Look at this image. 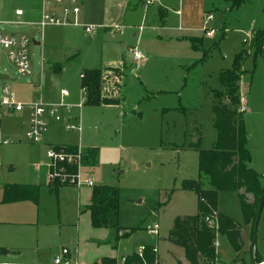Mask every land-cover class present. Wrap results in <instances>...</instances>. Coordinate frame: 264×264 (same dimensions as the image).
<instances>
[{
  "label": "rangeland",
  "instance_id": "1",
  "mask_svg": "<svg viewBox=\"0 0 264 264\" xmlns=\"http://www.w3.org/2000/svg\"><path fill=\"white\" fill-rule=\"evenodd\" d=\"M138 3L146 18L135 21L142 28L137 36H132L137 32L132 26L124 28L121 37L103 35L102 24H94L99 28L93 34L77 26L69 28L74 32L68 35L69 45L67 36L60 34L66 27L50 25L44 29L42 44L35 47L32 40L41 41L35 27H19L16 33L30 38L31 73L27 76L18 73L0 48V71L9 76L0 80V101L3 87L8 86L21 103H81L80 132L49 120L37 142L25 137L28 119L19 116L23 111L10 114L0 107V136L8 140L0 143V264H53L62 248L67 249L71 264L99 263L102 258L123 264V257L144 245L156 246L162 263L176 264L183 249L166 237L176 217L194 215L199 206L197 194L183 189L182 182L199 178L198 151L216 144L212 104L221 89L219 74L232 67L241 51L240 94L245 99L242 115L248 166L264 176V60L253 45L254 33L264 28V0H244L234 8L224 0H180L173 6L178 15L171 7L164 11L157 1ZM11 4L12 9L17 6ZM204 29H212L213 35L205 36ZM192 38L201 39L197 49L192 47ZM130 47L141 51V60L131 59ZM51 53L53 58H49ZM106 60L121 63L119 76L108 72L104 83L119 102L83 104L80 73L102 68ZM55 63L61 65L60 71L55 70ZM111 79L119 87L112 88ZM73 111L79 112L77 108ZM60 146L77 148L74 152ZM82 147L97 149V163L91 167L80 163L79 186L71 183L68 171H61L54 177L64 184L52 189L47 153L62 149L67 158H73ZM87 177L94 184L118 190L121 234L116 242L109 229L90 226L84 201L91 190L84 183ZM7 184L35 185L37 200L5 201L3 186ZM246 197L253 201L251 194ZM217 208L234 219L243 239L250 242L251 225L243 222L236 192H220ZM154 224L157 234L148 232ZM216 239L215 264H264L254 260L264 258V200L254 246L237 255L225 236ZM4 249L9 252L2 254Z\"/></svg>",
  "mask_w": 264,
  "mask_h": 264
},
{
  "label": "trees",
  "instance_id": "2",
  "mask_svg": "<svg viewBox=\"0 0 264 264\" xmlns=\"http://www.w3.org/2000/svg\"><path fill=\"white\" fill-rule=\"evenodd\" d=\"M229 8L240 6L244 0H224ZM264 28L253 35L255 51L264 54L262 44ZM200 38H192L194 49L198 48ZM244 51L235 55L232 67L219 74L221 89L216 91L217 98L212 104L214 125L217 131L216 144L207 150L198 151L197 180H184L182 188L194 191L199 199L198 211L194 215L176 217L166 239L181 247L188 264H215L216 252L214 241L218 235L225 236L234 252L239 255L243 242L240 236L241 227L234 219L218 211L217 199L220 192H236L243 213L244 224H250L253 232L257 205L264 192V176L257 174L248 166L249 151L246 148L247 134L242 112L239 110V80L242 73ZM121 67L109 65L102 68L86 69L81 73L80 89L83 94V104L110 105L117 104L119 97L111 95L105 89L107 73L119 76ZM112 88L118 86L116 80L111 79ZM68 151H76V146H60ZM55 147V149L60 148ZM97 149L83 148L80 163L91 167L97 163ZM66 172L75 171L76 163L60 162ZM64 184L59 180H50L49 186L54 189ZM4 200L36 201L38 188L31 184H7L3 186ZM246 194L253 196V201L247 200ZM119 195L115 187L94 184L90 190V201L85 205L89 214L90 225L93 228H106L111 231L116 242L120 236L118 226ZM213 219L217 228L210 227L205 219ZM253 246V242H251ZM256 262L262 258H254ZM96 264H116L114 258H102ZM123 264H159L154 247L144 245L142 255L136 252L123 257ZM236 264V263H231Z\"/></svg>",
  "mask_w": 264,
  "mask_h": 264
},
{
  "label": "built area",
  "instance_id": "3",
  "mask_svg": "<svg viewBox=\"0 0 264 264\" xmlns=\"http://www.w3.org/2000/svg\"><path fill=\"white\" fill-rule=\"evenodd\" d=\"M150 0H147L149 2ZM42 3V12L40 15V19L34 24L38 26L40 29H44L50 25H73L79 26L86 33H93L97 28V25L94 24H80L78 21V15L80 12L79 0H41ZM21 13L20 10L15 11L16 15ZM210 18V15L208 16ZM206 36H211L213 34V30L206 31ZM30 43V38L27 35H8L4 34L0 31V48L4 49L7 53L8 59L16 66L19 74L23 76H27L31 73L30 71V62L28 59V45ZM130 52V57L133 61H139L142 59V53L136 47L128 48ZM0 107H4L10 112H20L23 109L28 110V121L27 128L25 131V137L28 141L37 142L41 140L42 135L46 131V127L48 122L46 120V116H51L54 120L60 121L64 120V116L70 117L72 115V111L77 108V123H72L70 121H66L65 128L68 130H77L81 131V103L77 105H70L64 102L58 103H42V102H30V103H21L17 102L8 86L3 87V96L0 101ZM239 110L241 112L245 111V99L240 94L239 96ZM64 113V115H63ZM8 142L7 139H3L0 136V143ZM79 148V147H78ZM80 155L81 151L78 150L75 153L73 158H67L63 153L62 149L59 151L53 150L47 153V156L51 159L48 171V178L50 180H55L56 175L62 172H66L65 168L59 166L60 162L68 160V162L76 163L77 173L76 171L70 173L68 175L71 179V183L74 185L82 184L79 181L80 177ZM64 175L66 176L67 174ZM69 173V172H68ZM55 176V177H54ZM68 177V178H69ZM69 181V182H70ZM84 183L91 187L94 185V181L92 177H87ZM205 221L210 227L214 229L217 228V224L213 219L206 218ZM157 225L154 224L152 227L148 228V232L151 234H157ZM219 242L217 239L214 241V247H218ZM144 250V246H140L137 254L139 256L142 255ZM68 253L67 249H61V254L66 255ZM54 264H71L69 260L63 259L60 256H57L53 260ZM76 264V263H74Z\"/></svg>",
  "mask_w": 264,
  "mask_h": 264
},
{
  "label": "crops",
  "instance_id": "4",
  "mask_svg": "<svg viewBox=\"0 0 264 264\" xmlns=\"http://www.w3.org/2000/svg\"><path fill=\"white\" fill-rule=\"evenodd\" d=\"M155 1H157V3H158L157 6H160L162 9H164V11L168 7H171L173 14H177V15L179 14V10H174L173 6L175 4L178 5L180 0H150L149 2H147V0H146V3L148 5V4H151L152 2H155ZM11 3H14L17 6H15V8L12 9ZM79 6H80V12L78 15L79 23L80 24H86V23H88V24H102L103 29H104L103 35L110 36V37H112L113 35H118L119 37H121L122 36V30H124V28H129L131 26L135 29L137 28V32H133L132 36H137V34L139 35V32L142 30V28L140 26H137V25L135 26V23H136L135 21L143 20L146 18V12H145V10H143V6L141 7L139 5L138 0H79ZM227 6H228V4H227ZM17 10L21 11V13L19 15L15 14V11H17ZM41 12H42L41 0H0V31L4 34H8V35H16L19 33L24 34L22 32L16 33V30L21 26L22 27L27 26V25L34 26L35 32L40 34V40L41 41L40 42L34 41V40H32V41H33V44L35 47L39 46L42 44L44 29L46 27L44 29H40L34 23L40 19ZM12 22H15V23H12ZM51 26H53V25H51ZM54 26H65L66 27L64 29H60V34L63 35L65 38L67 36L66 42H68L67 44L71 45L70 44L71 40L69 38L72 37L74 32L72 29H69V28L70 27L74 28L77 26H73V25H54ZM79 26L82 27L81 25H79ZM209 30H212V29H204L203 30V33L205 36H206V34H205L206 31H209ZM93 33H90V34H93ZM87 34H89V33H87ZM68 35H71V37H69ZM96 35H98V33H96ZM207 37H210V36H207ZM198 45L201 46V42H199ZM51 54L52 55H50L49 58H53V53H51ZM64 58L66 60H69V57L67 56V54H64ZM54 60H55V58H54ZM41 62H45L44 57H41ZM109 65L121 66V63L119 62L116 64V62H114V61L106 60L105 66H109ZM61 69H62L61 65L59 63H55V70L60 71ZM0 73H2L3 75H6L7 79H9V76H8L6 71L3 70V71H0ZM7 79H4V80H7ZM239 88H240V80H239ZM65 93H66V91H65ZM240 93H241V90H240ZM61 97L64 99L67 96H66V94H61ZM22 111H20L22 113H20L19 116L23 117V116L27 115V119H28V110L23 109ZM80 111H81V109H80ZM0 113L2 115L3 110L0 109ZM9 113H10V111H9ZM10 114H14V113H10ZM80 114H81V112H80ZM63 115H64V113H63ZM76 116H77L76 111H72V115L70 117L65 115L64 120H60V121L65 126L66 121L71 122V120H73V119L77 120ZM46 117H48L47 118L48 124H49V120L56 121L49 115H47ZM84 201H85V205H87L89 203L90 192H89V194H87L85 196ZM87 218L89 220V214H88ZM89 223H90V221H89ZM245 225L250 227V224H245ZM250 231H251V240L249 242V241H245L243 239L242 228L240 229V236H241V239L243 242V246L240 250L241 251L240 253L247 251L248 248H250V245L252 242V229H251V227H250ZM153 247H154V251L157 254V258H158V249L156 246H153ZM138 249H137V251H138ZM137 251H135V252L137 253ZM8 252L9 251L5 250V249L1 251L2 254H7ZM59 256L63 259H67L69 261L72 259L68 255V253L66 255H63V254H61V251H60ZM54 258H53V260H54ZM122 260H123V258H122ZM262 260L264 261V258H262ZM176 261H177L176 264H187V261H186L185 256H184V250H183V254L181 256H178V258H176ZM158 262H159V264H164L159 260H158ZM3 263H8V262H3ZM14 263L32 264V263H28V262H25V263L24 262H14ZM52 263H53V261H52ZM96 263L97 262H95L93 264H96ZM222 264H224V263H222Z\"/></svg>",
  "mask_w": 264,
  "mask_h": 264
},
{
  "label": "water",
  "instance_id": "5",
  "mask_svg": "<svg viewBox=\"0 0 264 264\" xmlns=\"http://www.w3.org/2000/svg\"><path fill=\"white\" fill-rule=\"evenodd\" d=\"M262 48L264 49V41L262 44ZM263 60H264V54H262ZM7 79L6 75H3L2 73H0V80H4ZM263 200H264V192L261 194L259 201H258V205H257V211H256V215H255V220H254V228H253V233H252V242H253V246L255 244V236H256V226L258 224L260 215H261V211H262V206H263Z\"/></svg>",
  "mask_w": 264,
  "mask_h": 264
}]
</instances>
